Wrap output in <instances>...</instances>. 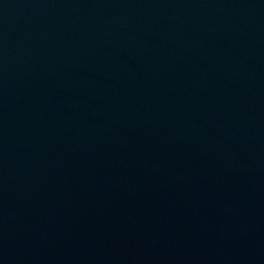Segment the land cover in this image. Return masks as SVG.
I'll use <instances>...</instances> for the list:
<instances>
[{
	"label": "water",
	"instance_id": "95a60500",
	"mask_svg": "<svg viewBox=\"0 0 264 264\" xmlns=\"http://www.w3.org/2000/svg\"><path fill=\"white\" fill-rule=\"evenodd\" d=\"M0 264H264V0H0Z\"/></svg>",
	"mask_w": 264,
	"mask_h": 264
}]
</instances>
